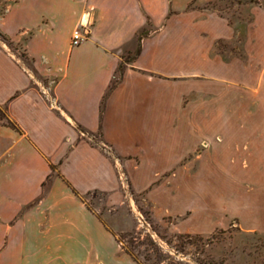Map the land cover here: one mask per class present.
<instances>
[{
  "label": "crops",
  "instance_id": "obj_1",
  "mask_svg": "<svg viewBox=\"0 0 264 264\" xmlns=\"http://www.w3.org/2000/svg\"><path fill=\"white\" fill-rule=\"evenodd\" d=\"M214 1L0 0V35L33 67L0 42V107L20 130L0 124V264H137L114 234L122 227L116 223L113 232L84 199L98 192L112 206L122 202L117 165L103 146L134 173L179 162L197 153L206 132L226 127L218 106L225 89L231 98L233 89L240 91L239 115L249 96L264 115V8L252 3L251 19L239 29L216 11L191 8ZM81 26L89 35L72 47ZM143 30L138 55L104 99L123 54L137 47ZM237 40L238 53L230 58L217 48ZM42 77L55 80L48 86ZM206 114L213 124L201 119ZM175 121L193 134L181 151L159 134L172 132ZM226 131L231 135L217 134L212 144L233 143V164L240 150L253 160V148L264 146V126ZM129 176L137 192L155 181L148 177L141 186ZM178 196L174 206L164 203L174 215L186 201ZM253 209L263 213L264 204ZM233 220L241 231L264 237V227H245L234 214Z\"/></svg>",
  "mask_w": 264,
  "mask_h": 264
},
{
  "label": "rangeland",
  "instance_id": "obj_2",
  "mask_svg": "<svg viewBox=\"0 0 264 264\" xmlns=\"http://www.w3.org/2000/svg\"><path fill=\"white\" fill-rule=\"evenodd\" d=\"M258 4L264 8V0H258ZM251 5L249 0H216L201 6L194 2L191 8L216 11L240 29L251 19ZM3 9L4 7L0 8V14ZM0 42L27 69L33 70L31 59L17 44L10 43L2 35ZM239 42L240 40L220 41L217 48L230 58L233 52L238 53L233 45ZM136 49L137 47L125 52L123 60L132 58ZM261 70L262 66L254 69V81ZM34 75L37 76L36 73ZM39 79L48 86L55 80L46 77ZM225 90L221 91V105L218 106L223 108L224 114L220 121L226 127L220 133L206 132V139L196 148L197 153H191L179 162L157 164L134 173L123 166V158H115L111 148L103 146L117 165L122 202L112 206L108 203V195L98 192L85 195V202L113 232L116 228L113 229L112 226L116 223L122 227L114 233L116 238L121 241L124 249L131 251L143 264H264V237L259 233L241 231L233 220L234 214L245 227H264V212L259 214L253 209V205L258 202L264 204V196L261 197L264 195V146L253 148V160L249 155L241 154L243 150H240L238 156L235 154L238 161L233 164V143L218 144V147L212 144L215 140L219 141L215 137L217 134L222 138L224 134L231 135L226 130L233 127L239 129L240 125L246 126L251 131L258 126L263 127L264 115L257 110L258 106L250 96L244 105L241 100L243 111L239 115L236 108L241 104L238 99L240 91L233 89L231 98L230 91ZM209 94L206 91L205 98ZM233 112L237 114L234 115ZM201 119H204L207 126L213 124L214 118L206 114ZM220 121L217 123L220 124ZM175 123L172 132L159 134H163L164 141L174 143L175 151H181L193 134L179 126L177 121ZM0 124H5L3 110H0ZM88 138L91 142H100L97 134H88ZM216 151L220 152L219 158L214 154L210 155ZM204 154L205 157L198 156ZM246 157L250 162L249 169H245L242 163ZM164 167H167L165 173L162 172ZM155 170H158L156 178ZM131 174L135 175L141 186L146 184L148 177L155 178V181L144 191L137 192L132 185ZM149 192L153 193L150 198ZM178 193L186 201L180 205V214L174 215L164 203L171 205L174 199L180 197ZM186 235L190 238L185 237Z\"/></svg>",
  "mask_w": 264,
  "mask_h": 264
},
{
  "label": "trees",
  "instance_id": "obj_3",
  "mask_svg": "<svg viewBox=\"0 0 264 264\" xmlns=\"http://www.w3.org/2000/svg\"><path fill=\"white\" fill-rule=\"evenodd\" d=\"M251 3H258V1H250ZM148 33V31H146V30H143L138 36H137V41H138V45H137V49H136V52H135V54L133 55V57L132 58H128L127 60H122L120 63H119V65H118V67H117V69H116V72H115V75H114V77H113V80H112V82H111V85L109 86V88H108V90H107V93L105 94V96H104V99L107 97V95L111 92V90L113 89V88H115L118 84H119V82L121 81V77H122V74H123V70H124V68H125V64L126 63H129L130 61H132L137 55H138V53H139V51H140V48H139V41L142 39V37H144L146 34ZM0 110H3L1 107H0ZM4 125H6V126H8V127H10L11 129H13V130H15V131H17V132H19L20 130H19V128H18V126H17V124H15L13 121H11L9 118H7V116L5 115V124ZM79 130L80 131H83L80 127H79ZM84 135H87L85 132H84ZM182 237V236H181ZM184 237V236H183ZM185 237H189L190 238V236L189 235H186ZM117 241L119 242V243H121V241L120 240H118L117 239ZM153 245V243H150V245ZM123 248V247H122ZM124 249V248H123ZM125 250V252L133 259V261L134 262H136L137 264H143L138 258H137V256H135L131 251H129V250H126V249H124Z\"/></svg>",
  "mask_w": 264,
  "mask_h": 264
},
{
  "label": "built area",
  "instance_id": "obj_4",
  "mask_svg": "<svg viewBox=\"0 0 264 264\" xmlns=\"http://www.w3.org/2000/svg\"><path fill=\"white\" fill-rule=\"evenodd\" d=\"M89 35V28L87 26H81L76 28L71 36V46H79Z\"/></svg>",
  "mask_w": 264,
  "mask_h": 264
}]
</instances>
